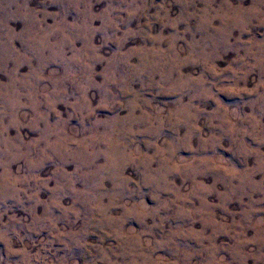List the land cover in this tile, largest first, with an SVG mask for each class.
I'll use <instances>...</instances> for the list:
<instances>
[{"label": "clouds", "instance_id": "1", "mask_svg": "<svg viewBox=\"0 0 264 264\" xmlns=\"http://www.w3.org/2000/svg\"><path fill=\"white\" fill-rule=\"evenodd\" d=\"M0 264H264V0H0Z\"/></svg>", "mask_w": 264, "mask_h": 264}]
</instances>
